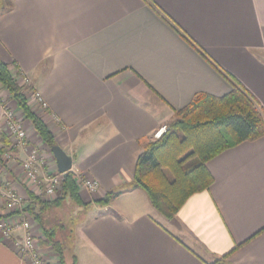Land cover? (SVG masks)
<instances>
[{
  "label": "crops",
  "instance_id": "1",
  "mask_svg": "<svg viewBox=\"0 0 264 264\" xmlns=\"http://www.w3.org/2000/svg\"><path fill=\"white\" fill-rule=\"evenodd\" d=\"M0 59L46 103L28 97L71 158L69 171L98 182L92 198L120 190L99 205L78 187L87 204L74 209L69 237L57 235L68 237L77 264H212L227 253L219 264H264V136L211 158L212 184L172 219L132 185L143 142L194 94L220 97L236 84L264 114V0H10L0 8ZM8 95L0 89L1 100ZM5 104L58 172L16 103ZM2 121L0 102V133ZM14 155L8 181L37 207L28 191L40 196L39 187L18 176L25 152ZM37 176L42 189L41 170ZM32 228L48 261L59 264L34 219ZM0 264L27 263L0 238Z\"/></svg>",
  "mask_w": 264,
  "mask_h": 264
},
{
  "label": "trees",
  "instance_id": "2",
  "mask_svg": "<svg viewBox=\"0 0 264 264\" xmlns=\"http://www.w3.org/2000/svg\"><path fill=\"white\" fill-rule=\"evenodd\" d=\"M6 5L9 7L10 1ZM0 89L8 92V99L16 103L41 141L49 149L56 145L45 121L28 104L27 90L32 89L19 84L8 64L1 59ZM0 102L4 104L1 98ZM166 125L167 130L159 139L149 138L143 142L136 157L132 185L142 189L151 205L167 219L173 218L188 197L208 189L212 184L213 176L206 166L211 158L239 143L264 136V114L259 104L249 92L236 84L229 93L220 97L205 92L194 94L188 105L174 111ZM0 143L2 153L9 145L7 136L2 132ZM119 193L120 190H112L95 203L106 205ZM28 195L38 206L28 204L26 210L40 224L42 234L57 254L59 264H77V257L69 253L65 241L57 236L64 226L60 223L46 225L41 218L67 199L82 204L73 172L68 171L64 175L53 200L44 201L31 191ZM227 255L212 264H219Z\"/></svg>",
  "mask_w": 264,
  "mask_h": 264
},
{
  "label": "built area",
  "instance_id": "3",
  "mask_svg": "<svg viewBox=\"0 0 264 264\" xmlns=\"http://www.w3.org/2000/svg\"><path fill=\"white\" fill-rule=\"evenodd\" d=\"M28 97L34 99L41 108L46 107V103L40 95L27 90ZM3 107V121L1 132L9 140L7 148L0 153V238L5 243L14 248L21 255L27 264H51L40 249L41 236L32 228L33 218L26 210L25 200L10 185L7 178V164L15 159L14 150L20 147L25 152V158L20 162V172L18 174L23 185L39 187V195L44 201H51L56 192L60 189L61 182L66 173L51 171L48 165L49 156L41 151L34 143L27 138L26 128L11 106ZM167 130V125L162 124L152 133V139H159ZM2 144L0 143V148ZM38 170L42 171L43 188L38 186ZM78 187L89 194L98 191V182L94 179L81 175H74ZM22 231L20 237L14 233Z\"/></svg>",
  "mask_w": 264,
  "mask_h": 264
},
{
  "label": "rangeland",
  "instance_id": "4",
  "mask_svg": "<svg viewBox=\"0 0 264 264\" xmlns=\"http://www.w3.org/2000/svg\"><path fill=\"white\" fill-rule=\"evenodd\" d=\"M9 1L10 0H0V8L3 6V4L6 5V3H8ZM8 100H10V99H5L3 101H8ZM56 195H57V192H56L55 196L53 197V199L56 197ZM80 197L82 200V196H80ZM92 197H93V195L89 194L88 192H85L84 196H83V198H87V200H89L88 202H90V203L94 202L95 203L96 199H93ZM86 204L87 203H85V202H83L82 204H76L71 199H67L60 206H58L56 208L52 207L49 211H47V213L45 214V219H46L45 222L46 223L50 222V224H55V223L59 224L60 223L61 225H63L66 228L63 230V232L61 234L64 235L66 233L68 235V233H70V232L68 231L67 228L72 225L71 219L75 215L74 209H76V206H78V205L85 206ZM71 216H73V217L70 218ZM68 237H69V235H68ZM68 237L67 236L64 237L63 240L65 241L66 248L69 251L70 243L68 241Z\"/></svg>",
  "mask_w": 264,
  "mask_h": 264
},
{
  "label": "water",
  "instance_id": "5",
  "mask_svg": "<svg viewBox=\"0 0 264 264\" xmlns=\"http://www.w3.org/2000/svg\"><path fill=\"white\" fill-rule=\"evenodd\" d=\"M50 151L56 162L58 172L67 173L71 166V158L58 145L52 146Z\"/></svg>",
  "mask_w": 264,
  "mask_h": 264
}]
</instances>
